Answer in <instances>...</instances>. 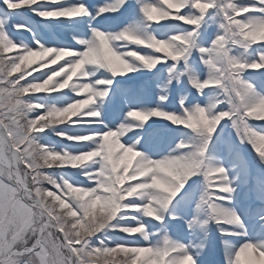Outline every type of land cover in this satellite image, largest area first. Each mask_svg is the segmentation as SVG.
I'll return each mask as SVG.
<instances>
[{
    "label": "snow or ice",
    "instance_id": "snow-or-ice-1",
    "mask_svg": "<svg viewBox=\"0 0 264 264\" xmlns=\"http://www.w3.org/2000/svg\"><path fill=\"white\" fill-rule=\"evenodd\" d=\"M262 208L264 0H0V264H264Z\"/></svg>",
    "mask_w": 264,
    "mask_h": 264
},
{
    "label": "rangeland",
    "instance_id": "rangeland-1",
    "mask_svg": "<svg viewBox=\"0 0 264 264\" xmlns=\"http://www.w3.org/2000/svg\"><path fill=\"white\" fill-rule=\"evenodd\" d=\"M251 160H254V158H251ZM254 171H255V168H254ZM246 206H248V201L246 199H245L244 203L237 205L239 211H244ZM255 211L257 212V210H255ZM255 220H256L255 218H251L250 220H247L246 222L249 224V226H251V225L255 224ZM208 259H209V251L206 253V255L204 257V264H207Z\"/></svg>",
    "mask_w": 264,
    "mask_h": 264
}]
</instances>
